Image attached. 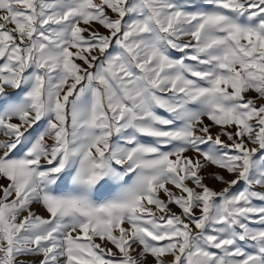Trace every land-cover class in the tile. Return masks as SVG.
Masks as SVG:
<instances>
[{
    "label": "snow or ice",
    "instance_id": "snow-or-ice-1",
    "mask_svg": "<svg viewBox=\"0 0 264 264\" xmlns=\"http://www.w3.org/2000/svg\"><path fill=\"white\" fill-rule=\"evenodd\" d=\"M0 264H264V0H0Z\"/></svg>",
    "mask_w": 264,
    "mask_h": 264
},
{
    "label": "rangeland",
    "instance_id": "rangeland-1",
    "mask_svg": "<svg viewBox=\"0 0 264 264\" xmlns=\"http://www.w3.org/2000/svg\"><path fill=\"white\" fill-rule=\"evenodd\" d=\"M81 27H85V26L82 24ZM100 31L103 32V29H100ZM84 35L87 36V33H84ZM78 63H79V61H78ZM248 95L249 96H254L255 94L250 92ZM205 121H206V123L208 122L206 120V118H205ZM214 131H216V129H214ZM222 139H225L226 140V137H222ZM209 170L215 171V169H209ZM227 178L230 179L231 177H227ZM206 183H208L209 186H211V187H219V185L214 180H206ZM62 187H66V186L65 185H62ZM98 197H100V198H106L107 197V193L106 192H103V190H102L101 193H98ZM170 207L172 208L173 211H179L176 208L175 205H171ZM32 211L35 212L38 215L43 216L44 218H48V214L39 205H33L32 206ZM109 247H110V245H109ZM249 248H251V245H249ZM30 259H38V257L30 258Z\"/></svg>",
    "mask_w": 264,
    "mask_h": 264
}]
</instances>
